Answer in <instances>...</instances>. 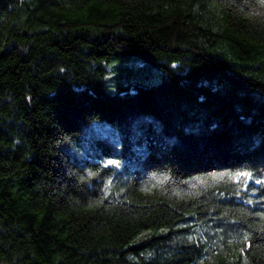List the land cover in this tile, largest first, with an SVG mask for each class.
<instances>
[{
  "label": "trees",
  "instance_id": "16d2710c",
  "mask_svg": "<svg viewBox=\"0 0 264 264\" xmlns=\"http://www.w3.org/2000/svg\"><path fill=\"white\" fill-rule=\"evenodd\" d=\"M0 264H264V0H0Z\"/></svg>",
  "mask_w": 264,
  "mask_h": 264
},
{
  "label": "rangeland",
  "instance_id": "374dc122",
  "mask_svg": "<svg viewBox=\"0 0 264 264\" xmlns=\"http://www.w3.org/2000/svg\"><path fill=\"white\" fill-rule=\"evenodd\" d=\"M126 63V64H125ZM117 62L115 74L123 81L139 83L141 85H157L163 79V74L154 67L143 62ZM114 91L113 88L109 89Z\"/></svg>",
  "mask_w": 264,
  "mask_h": 264
},
{
  "label": "snow or ice",
  "instance_id": "6c2138e0",
  "mask_svg": "<svg viewBox=\"0 0 264 264\" xmlns=\"http://www.w3.org/2000/svg\"><path fill=\"white\" fill-rule=\"evenodd\" d=\"M109 164H115V161H108ZM250 174L248 173H240L238 174V176L236 177L237 179H239L240 177H248ZM256 183H260V181H256ZM247 184V179H245V185Z\"/></svg>",
  "mask_w": 264,
  "mask_h": 264
}]
</instances>
